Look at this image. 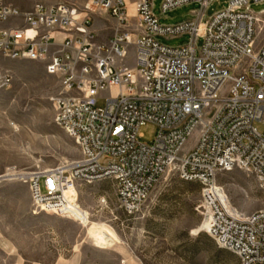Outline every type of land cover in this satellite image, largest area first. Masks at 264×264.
<instances>
[{
    "label": "built area",
    "instance_id": "built-area-1",
    "mask_svg": "<svg viewBox=\"0 0 264 264\" xmlns=\"http://www.w3.org/2000/svg\"><path fill=\"white\" fill-rule=\"evenodd\" d=\"M215 1L163 0V13L198 6L169 25L156 15L155 0H135L133 13L128 0H0L7 25L0 57L41 63L56 77L54 122L79 149L73 161L17 174L34 213L84 223L90 213L79 186L107 181L118 207L134 217L173 170L201 185L217 245L240 264H264V208L229 207L216 184L219 173L240 169L264 191V134L255 126L264 124V10L251 8L264 0H230L206 17ZM107 17L112 34L101 39L95 22ZM182 37L177 46L162 41ZM13 82L0 63V89ZM147 124L155 127L151 142L140 133Z\"/></svg>",
    "mask_w": 264,
    "mask_h": 264
},
{
    "label": "rangeland",
    "instance_id": "rangeland-1",
    "mask_svg": "<svg viewBox=\"0 0 264 264\" xmlns=\"http://www.w3.org/2000/svg\"><path fill=\"white\" fill-rule=\"evenodd\" d=\"M229 1L211 3L206 17L226 8ZM162 2L155 0L154 10L161 23L169 25L189 18L191 10L198 7L188 4L163 13ZM251 8L262 11L264 2L252 3ZM186 40L162 39L169 46ZM5 67L13 73L14 82L10 88L0 89V264H240L238 257L220 248L208 231L200 232L205 217L202 187L182 181L176 172L161 179L134 217L122 212L112 184L104 181L78 188L80 204L90 213V223L53 215V224L23 227L18 234L10 233L8 227L5 234L9 213L26 208L21 191L13 188L23 183L17 174L52 169L79 157L74 139L54 122L56 77L33 61H13ZM104 104L105 100L99 99L98 106ZM255 126L264 134L262 122H255ZM140 133L145 142H151L155 127L147 124ZM196 137L194 133L187 149ZM216 184L225 190L232 207L245 213L264 208V191L244 171L221 172ZM31 208L33 211L32 201ZM4 237L8 240L6 254L2 250Z\"/></svg>",
    "mask_w": 264,
    "mask_h": 264
},
{
    "label": "crops",
    "instance_id": "crops-1",
    "mask_svg": "<svg viewBox=\"0 0 264 264\" xmlns=\"http://www.w3.org/2000/svg\"><path fill=\"white\" fill-rule=\"evenodd\" d=\"M107 19L109 21L97 19L95 22V29L99 33V36L101 39L108 38L112 34L113 19L109 17H107ZM6 26H7L6 23H0V29ZM9 62H13V61L0 57V63L3 65V67H5V64ZM13 188L19 189L21 191V195H22L26 208L15 209L9 213V215L6 217L7 219H5V222H4L5 234L8 231V227L10 228V231H9L10 233H13V232L17 233L18 231L20 232L23 227H30L33 225H40V224H53L56 221V217H54L53 215L46 214V213H34L32 211L31 196H30L28 186L25 183H19L15 185ZM12 228L14 229L12 230ZM7 242H8L7 238L4 237V242H3L4 245L2 249L4 254H6V250L8 249Z\"/></svg>",
    "mask_w": 264,
    "mask_h": 264
},
{
    "label": "bare ground",
    "instance_id": "bare-ground-1",
    "mask_svg": "<svg viewBox=\"0 0 264 264\" xmlns=\"http://www.w3.org/2000/svg\"><path fill=\"white\" fill-rule=\"evenodd\" d=\"M128 6H129V10H130V12L133 13V12H134V8H135V2L133 3V1L129 0V1H128ZM172 171H173V170H170L167 174H170ZM167 174H166V175H167ZM218 190L220 191V194H221V197H222V199H223V202H224L227 206L230 207V206H231V203H230V201H229V199H228V196H227L226 193H225V190H224V189L221 190V187H219ZM209 220H210V219H209V215H205V217H204L202 223L200 224V228H199L200 232H203V231H206V232H207V231L209 230V224H210V221H209ZM83 222H84V223H90L89 220H88V221L84 220ZM93 225H94V224H93ZM93 225H92V226H93ZM92 226H91V227H92ZM96 226H98V227H103V225H96Z\"/></svg>",
    "mask_w": 264,
    "mask_h": 264
}]
</instances>
